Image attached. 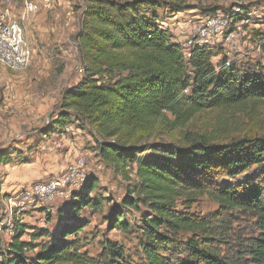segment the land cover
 I'll return each instance as SVG.
<instances>
[{
  "label": "trees",
  "instance_id": "1",
  "mask_svg": "<svg viewBox=\"0 0 264 264\" xmlns=\"http://www.w3.org/2000/svg\"><path fill=\"white\" fill-rule=\"evenodd\" d=\"M236 5L240 13L229 16L233 24L243 20L240 14L246 9ZM162 6L159 0H84L77 33L83 75L63 91L59 111L42 134L62 132L73 120L82 122L101 137L97 149L103 163L122 176L131 168L133 189L111 211L107 224L126 229L124 211L145 206L139 219L144 235L141 264H264V134L218 143L211 136L187 132L183 146L128 143L160 121L175 129L211 107L264 103V72L242 70L225 57L215 65L207 45L193 47L185 58L160 23ZM8 161L9 155L0 152V163ZM241 175L244 179L235 184L219 182ZM97 182L86 181L57 209L54 230L40 229L30 240H21L26 226L16 222L0 264H91L70 250L87 226L78 215L102 208L103 200L90 196ZM195 190L213 195L220 222L237 209L254 219L257 234L222 254L199 231L210 221L190 214V205L176 207L180 200L187 204ZM181 230L191 237L177 240L174 234ZM37 237L46 241L32 243ZM113 246H107L108 254L122 260L116 264H127L122 249Z\"/></svg>",
  "mask_w": 264,
  "mask_h": 264
},
{
  "label": "rangeland",
  "instance_id": "2",
  "mask_svg": "<svg viewBox=\"0 0 264 264\" xmlns=\"http://www.w3.org/2000/svg\"><path fill=\"white\" fill-rule=\"evenodd\" d=\"M23 1L0 0V7H8L11 18L22 25L32 53L28 65L21 71H10L0 63V152L9 155L8 162L0 163V254L11 239L16 222L26 226L21 240H30V234L40 229L54 230L57 209L86 181L94 179L98 181L97 188L90 196L100 197L102 208L84 209L78 215L87 226L77 234L75 249L70 251L81 254L91 264L121 263V259L108 254L107 246L112 243L113 247L122 249L125 263L141 264L144 235L139 219L141 213L147 211L145 206L139 204L140 211H124L126 229H111L107 224L111 211L119 208L128 190L133 189L135 181L131 168L122 176L103 163L97 149L101 137L82 122L73 120L62 132L42 134L59 111L63 91L83 75L77 33L84 0H28L38 8L30 21L20 18ZM159 1L163 6L158 17L161 25L169 30L172 42L185 43L208 17L227 18L226 27L220 33H211L206 44L212 62L217 65L225 57L228 63L242 70L264 72V0ZM237 3L246 9L240 14L243 20L233 24L229 16L240 13ZM230 30L235 31V36L227 40ZM187 132L211 136L218 143L264 134V103L248 101L211 107L199 111L175 129H169L160 121L154 127L138 131L128 143L144 148L155 142L183 146ZM53 179L64 181L55 198L25 197L35 184ZM243 179L244 175L223 177L219 182L235 184ZM187 198L190 199L187 204L180 200L176 207L182 209L190 205L187 210L190 214L210 221L208 227L199 231L205 232L222 254L232 250L235 243L257 234L254 219L237 209L231 210L223 218L225 221L220 222L219 206L210 192L195 190ZM47 216L51 217L50 221ZM174 235L177 240L185 241L191 237V232L181 230ZM43 241L46 239L37 237L32 243ZM37 250L27 253L32 255Z\"/></svg>",
  "mask_w": 264,
  "mask_h": 264
},
{
  "label": "built area",
  "instance_id": "3",
  "mask_svg": "<svg viewBox=\"0 0 264 264\" xmlns=\"http://www.w3.org/2000/svg\"><path fill=\"white\" fill-rule=\"evenodd\" d=\"M45 1L48 2V0ZM37 12L38 8L35 3L24 0L20 18L22 21L33 20ZM227 24V18L217 19L216 17H208L203 24L195 29L194 35L180 45L184 57L189 58L191 56L193 47L206 45L211 33H220ZM234 36L235 31L230 30L226 35V39L231 40ZM31 57V49L25 41L22 25L11 18L8 7H0V63L10 71L17 72L23 70L28 65ZM63 184L64 181L61 179L37 183L32 186L30 192L25 193V197L29 198L37 195L53 199L59 194V189Z\"/></svg>",
  "mask_w": 264,
  "mask_h": 264
}]
</instances>
